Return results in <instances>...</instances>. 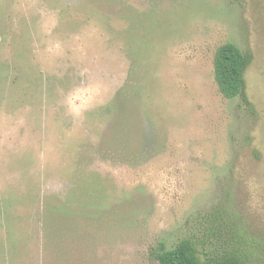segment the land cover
Wrapping results in <instances>:
<instances>
[{"label":"rangeland","instance_id":"374dc122","mask_svg":"<svg viewBox=\"0 0 264 264\" xmlns=\"http://www.w3.org/2000/svg\"><path fill=\"white\" fill-rule=\"evenodd\" d=\"M228 41L250 105L215 79ZM184 239L264 264V0H0V264Z\"/></svg>","mask_w":264,"mask_h":264},{"label":"trees","instance_id":"16d2710c","mask_svg":"<svg viewBox=\"0 0 264 264\" xmlns=\"http://www.w3.org/2000/svg\"><path fill=\"white\" fill-rule=\"evenodd\" d=\"M252 58L251 51H244L231 41L217 48L214 58L215 79L225 97L241 96L246 105H250L251 101L246 92L245 73ZM64 212V207L58 202V205L50 206L48 216ZM61 230L62 228L56 229L54 234L61 235ZM62 240L47 239L46 250L48 249L55 256H60ZM152 256L158 264H244L241 255L237 252L219 257H202L191 239L181 240L172 248H167L165 243L160 242L153 248Z\"/></svg>","mask_w":264,"mask_h":264}]
</instances>
